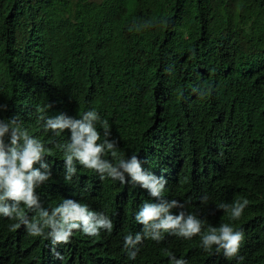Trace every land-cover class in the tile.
Listing matches in <instances>:
<instances>
[{
	"label": "trees",
	"instance_id": "obj_1",
	"mask_svg": "<svg viewBox=\"0 0 264 264\" xmlns=\"http://www.w3.org/2000/svg\"><path fill=\"white\" fill-rule=\"evenodd\" d=\"M0 105V119L19 116L52 149L44 158L51 178L37 190L42 206L73 199L114 223L110 234L76 232L53 251L0 217V264H168L166 252L188 264H264V0H0ZM89 110L107 121L118 154H136L166 179V199L195 213L204 231L231 222L219 204L247 199L231 222L244 232L243 259L165 234L144 240L130 260L124 236L141 231L134 216L152 198L79 165L65 181L55 143L70 132L55 137L38 119Z\"/></svg>",
	"mask_w": 264,
	"mask_h": 264
},
{
	"label": "clouds",
	"instance_id": "obj_2",
	"mask_svg": "<svg viewBox=\"0 0 264 264\" xmlns=\"http://www.w3.org/2000/svg\"><path fill=\"white\" fill-rule=\"evenodd\" d=\"M0 110H6V106L0 105ZM38 119L42 121V129L55 137L64 134L65 130L70 132L67 142L55 143L66 169L65 181H71L77 175L79 165L96 174L101 181L110 178L121 185L139 186L152 198L135 213L134 219L142 225L141 231L124 236L123 248L130 260H135L139 251L137 246L144 240L160 243L165 234L185 241L199 237L200 247L205 253L222 254L229 261L243 259L239 253L245 240L244 232L231 222L241 220L250 203L247 199L231 205L219 204L217 210L228 213L231 222L222 223L219 227L210 226L204 231V222L195 213L186 212L179 200L166 199V179L146 172L136 154L128 158L118 154L117 141L108 139L110 126L96 111H86L80 118L61 113L55 117L41 114ZM98 123L103 129V141L97 130ZM109 154L111 159H106ZM51 155L52 149L30 134L19 116L0 119V217L12 221L8 230L16 232L23 226L28 236L50 240L53 251L56 245L70 244L76 232L87 237H99L101 231L110 234L114 228L112 219L104 212L90 210L86 203L62 199L56 206H42L37 190L51 178L49 164L44 162V158ZM29 212H36L37 216L30 218ZM55 255L63 259L59 253ZM165 255L168 264H188L186 259L177 258L171 252Z\"/></svg>",
	"mask_w": 264,
	"mask_h": 264
},
{
	"label": "rangeland",
	"instance_id": "obj_3",
	"mask_svg": "<svg viewBox=\"0 0 264 264\" xmlns=\"http://www.w3.org/2000/svg\"><path fill=\"white\" fill-rule=\"evenodd\" d=\"M93 1L99 2V1H101V0H93Z\"/></svg>",
	"mask_w": 264,
	"mask_h": 264
}]
</instances>
